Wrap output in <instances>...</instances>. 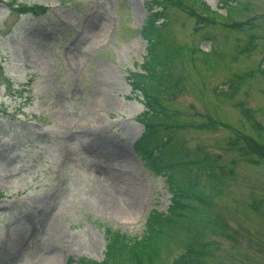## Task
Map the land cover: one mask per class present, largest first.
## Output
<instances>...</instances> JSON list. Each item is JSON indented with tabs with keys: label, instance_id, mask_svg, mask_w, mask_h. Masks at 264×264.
Instances as JSON below:
<instances>
[{
	"label": "rangeland",
	"instance_id": "374dc122",
	"mask_svg": "<svg viewBox=\"0 0 264 264\" xmlns=\"http://www.w3.org/2000/svg\"><path fill=\"white\" fill-rule=\"evenodd\" d=\"M207 1L226 17L202 29L168 7L170 37L185 49L172 62L178 82L149 106L129 76L148 56L146 0H0V264L102 259L105 225L141 238L152 211L169 208L160 157L206 155L226 170L215 201L236 230L212 235L209 262L264 264V161L246 142L264 143V0H238L230 16L223 0ZM155 112L180 125L159 126L170 141L154 147L160 157L138 150ZM209 117L215 129L197 126Z\"/></svg>",
	"mask_w": 264,
	"mask_h": 264
},
{
	"label": "trees",
	"instance_id": "16d2710c",
	"mask_svg": "<svg viewBox=\"0 0 264 264\" xmlns=\"http://www.w3.org/2000/svg\"><path fill=\"white\" fill-rule=\"evenodd\" d=\"M146 2L149 5V13L141 28L142 35L148 40L145 72H131L130 77L134 88L143 93L145 104L152 106L154 101L157 103L163 101L164 96L160 95L161 87L166 89L178 82L172 71V62L185 49L183 46L175 45L174 39L170 37L171 33L167 29L168 7L176 5L188 11L196 19V29H202L209 23H216L218 17L224 16L212 10L204 0H146ZM244 25L245 23H232L237 29ZM200 51L203 60H208L217 53L216 47L211 51L202 49ZM178 80L181 79L178 77ZM230 84L228 91L223 90L226 95H230L229 92L234 87L233 80ZM162 114L168 115L167 112H155L145 118L151 121L152 125L146 123L149 128L139 140L138 150L144 155L161 156V151L155 152L154 147L166 144L162 142L158 132L162 123L172 120V123H166L168 124L166 128L180 126L175 120H168ZM197 126L215 129L217 120L209 117L205 123H199ZM246 142L264 161V143L255 140ZM208 159L209 155L205 158L187 156V173L179 175L172 170V163H165L160 157L156 166L167 176L172 194L168 210L166 212L154 210L151 213L146 232L141 238L131 239L127 233L105 225L106 245L103 259L97 261L87 256L79 258L71 256L66 264H158L163 262V253L171 252L174 246H182L183 251L170 264H211L208 259L215 255L220 242L215 237L209 238V235L219 234L228 237L236 233V230H231L228 222L219 214L215 201L222 190L226 170L220 166V172H217L216 164ZM202 167L206 168L205 177L202 175Z\"/></svg>",
	"mask_w": 264,
	"mask_h": 264
}]
</instances>
